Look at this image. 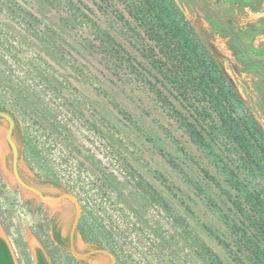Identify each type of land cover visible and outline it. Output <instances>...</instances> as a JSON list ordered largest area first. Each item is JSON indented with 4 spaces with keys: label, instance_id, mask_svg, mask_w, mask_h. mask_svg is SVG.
<instances>
[{
    "label": "rangeland",
    "instance_id": "rangeland-1",
    "mask_svg": "<svg viewBox=\"0 0 264 264\" xmlns=\"http://www.w3.org/2000/svg\"><path fill=\"white\" fill-rule=\"evenodd\" d=\"M73 1L89 15L91 22L108 29L122 43L135 58L134 64L138 68L142 69V64H147L143 48L152 42L142 30L136 33L119 17L122 14L129 18L122 2ZM175 1L264 128V114L258 106V77L242 59L245 53L249 59L264 61V0L254 1L241 12L237 11V4L233 7L226 2L208 0L207 9L225 20L229 31L226 36L211 34L210 24L200 6L187 0ZM25 10L40 20L37 31L51 29L56 37L54 45L57 46L65 43L63 38H66V34L61 30L69 17L68 0H0V36L14 46L12 52H8L7 45L3 49L8 61L4 67L11 66L16 80L36 91L42 106L53 114L51 121L60 124L58 132H55L50 126L36 123L38 115L34 111L25 109L23 105H13L9 93L1 89L0 104L6 100L21 127L16 131L15 142L21 149L18 163L24 175L31 177L35 173L59 184L80 200L86 215L91 218V214L97 213L107 224L111 222L116 232L128 228V264L200 263L194 259L188 237L180 235L182 226L174 222L171 214L158 203L144 206L139 217L127 210V217H124L119 211L123 205L112 194L111 200H106L104 205L110 208L112 218H108L99 208L101 201L91 189V182L100 176L101 170L113 172L124 184L126 192L135 189L140 180L152 184L168 198L173 213L184 219L189 230H197L227 264H239L235 257H239V250L234 235L221 218L220 211L208 202L209 196L234 217L236 209L221 187L205 176L202 168H207L222 187L233 194L235 191L225 182L215 163L181 127L169 105L160 101L148 81L151 79L155 82V79L149 74L139 75L130 67L122 69L118 75L112 74L101 53L90 48L73 52V61L83 70L80 77H76L77 73L65 65L66 49L62 54L58 48L57 58L53 60L41 49L36 37H31L30 46L21 44L23 28L27 23L23 13ZM80 21L73 30V36L86 44L96 42L95 27L87 18ZM250 24H255L254 28L250 29ZM24 56L44 71L48 82L34 72L26 75L20 62ZM261 71L264 72V64ZM171 99L179 109L189 114L178 99L173 96ZM8 126V121L0 119V142L3 141L0 159V236L10 244L17 264H37L36 249L39 246L50 258L57 254V263L52 258L54 264H64L69 254L45 246L46 234L36 228V219L24 203L30 194L17 188L11 174L12 152L6 138ZM27 136L33 139L45 160L42 167L26 152ZM190 179L202 184L206 192H199ZM131 204L139 207L136 203ZM161 228L166 235L174 236L177 242L173 258L161 254L159 240L152 233ZM83 248L79 241V249ZM110 260V256L96 255L84 264H108Z\"/></svg>",
    "mask_w": 264,
    "mask_h": 264
},
{
    "label": "trees",
    "instance_id": "trees-1",
    "mask_svg": "<svg viewBox=\"0 0 264 264\" xmlns=\"http://www.w3.org/2000/svg\"><path fill=\"white\" fill-rule=\"evenodd\" d=\"M50 1V0H43ZM128 12L129 18L124 19L129 28L139 33L142 30L152 42L143 48V55L147 64L138 68L134 59L108 29L102 28L85 13L73 0H68L69 17L65 19L61 30L66 34L65 43L55 46L56 37L49 29L38 30L40 21L33 13L24 11L27 23L23 28L24 34L21 44L31 45V37H36L41 44V49L51 59L56 60V50L60 48L62 54L66 49L65 65L69 70L79 74L83 73L81 67L75 63L73 52L84 49H93L101 53L107 68L112 74H120L122 69L130 67L139 75L149 74L154 79H148L160 101L169 105L173 115L191 140L215 163L217 170L225 182L235 191L221 186V183L207 168H202L206 177L213 179L217 185L228 195L236 209V217L225 212L209 196V203L220 211L221 218L234 235L239 250L236 259L239 264H264V128L256 115L244 101L234 85L224 74L211 52L207 49L196 29L184 14L175 0H119ZM193 5L200 6L210 24L211 34L217 33L226 36L229 34L225 20L214 16L208 9V0H187ZM235 7L237 11H244L246 7L258 0H218ZM118 13V10H114ZM22 12V10H20ZM87 18L92 27H95V41L86 44L77 40L73 30L77 22ZM81 22V21H80ZM255 24H250V29ZM254 30L252 31V33ZM5 45L8 52L14 50L11 42H6L0 36V92L4 89L13 99V105H23L25 109L32 110L38 115L36 123L50 126L58 132L59 123L51 121L53 114L43 107L36 91L29 85L18 82L11 66L4 67L8 61L3 49ZM65 45V46H63ZM54 47V50H53ZM63 49V50H62ZM64 51V52H63ZM250 71L257 79L259 90V108L264 114V72L261 71L264 61L249 59L246 54L242 56ZM26 75L37 73L44 81L43 70L38 69L33 60L23 57L20 60ZM8 65V64H7ZM173 96L187 109L189 114L179 109ZM11 99V100H12ZM0 109L13 114L6 100L0 104ZM18 130H21L18 119ZM26 149L37 162L39 167L45 164L37 145L30 136L25 137ZM178 166L173 159H170ZM199 192L205 193V188L199 182L190 179ZM137 187L126 192L124 184L113 172L101 170L100 176L91 182L94 196L100 199L99 208L104 210L108 218H112L109 206H104L106 200H111L115 194L123 205L120 213L127 217L125 211L132 212L137 217L141 215L144 206L158 203L166 212L171 214L174 222L182 226L180 235L190 240V247L196 263L200 264H227L218 253L202 238L197 230H189L184 219L173 213L168 198L159 193L156 188L145 180L138 181ZM133 202L139 205L133 206ZM99 208L95 207L96 211ZM86 215L83 208L80 228L85 238L100 247L110 249L115 257L116 264H128L129 229L114 230L111 222L97 213ZM185 223V226H184ZM111 225V226H110ZM203 226L212 231L209 226ZM159 240L161 254L173 258L176 254L177 242L174 236H168L163 229L152 232ZM119 238V240L117 238ZM186 239V240H187ZM0 262L1 264H17L13 250L8 241L0 236ZM38 264H49L42 250H38Z\"/></svg>",
    "mask_w": 264,
    "mask_h": 264
},
{
    "label": "flooded vegetation",
    "instance_id": "flooded-vegetation-1",
    "mask_svg": "<svg viewBox=\"0 0 264 264\" xmlns=\"http://www.w3.org/2000/svg\"><path fill=\"white\" fill-rule=\"evenodd\" d=\"M0 111H5V110L0 109ZM5 112L9 113L15 121V126L12 133V137L15 141V134L16 131L18 130V124L16 122V118L10 112L8 111ZM0 119H5L6 121H8L3 116H0ZM8 145L12 152L11 174L16 182L17 188L19 190H24L28 195L30 194V197H26L24 195V197H26L24 203L27 204V206L30 208V211L33 214V217L36 219L34 221L36 224V228H38L40 231L46 234L44 238L45 246L47 248H53L67 252L69 255H66L67 259L64 264H84L90 258H93L96 255L110 256L111 260L108 264H116L117 262L116 257L114 261L111 254L99 251V250H108L114 255V253L110 249L100 247L99 245L91 241H88L85 238L80 228L82 215L79 218L76 228L74 229V231H72L76 219V204L71 198L67 196H63L65 193H70L69 191L62 188L59 184L50 182V180H46L45 178H41V176L35 173H33L31 177H27L21 171L19 167V163H18V173L21 179L28 185L39 189L45 196H47L51 200L53 199L56 200L55 203L54 204L46 203L40 198V196L37 193L25 189L18 182V180L15 178L14 168H13V150L9 142ZM18 150L20 156V152H21L20 147H18ZM46 188L52 190L48 191ZM79 241H81L82 244L84 245L83 249H79ZM38 250H42L49 264H54V261L55 263L58 262L57 254L52 255V258L54 259V261H52V258H50L46 254L43 247L39 246L36 249L37 264H38Z\"/></svg>",
    "mask_w": 264,
    "mask_h": 264
},
{
    "label": "water",
    "instance_id": "water-1",
    "mask_svg": "<svg viewBox=\"0 0 264 264\" xmlns=\"http://www.w3.org/2000/svg\"><path fill=\"white\" fill-rule=\"evenodd\" d=\"M0 116L5 117L8 120V123H9V126L7 128V131H6V138H7V141L9 142V144L11 145L12 150H13V168H14L15 178L18 180V182L25 189H28V190H31V191L37 193L40 196V198L43 201H45L46 203L54 204L56 200H54V199L51 200L50 198L45 196L39 189H37V188H35L33 186H30L27 183H25L21 179V177L19 176V173H18L19 150H18V146H17L16 142L14 141V139L12 137L13 129H14V126H15V121H14L13 117L9 113H7L5 111H0ZM63 196H67V197L71 198L76 204V219H75V222H74V225H73V230H72V231H74V229L76 228L77 223L79 221V218L82 215V205H81L80 201L72 193H65ZM99 251L111 254L113 259H114V261H115V256L110 251H108V250H99ZM0 264H1V262H0Z\"/></svg>",
    "mask_w": 264,
    "mask_h": 264
},
{
    "label": "bare ground",
    "instance_id": "bare-ground-1",
    "mask_svg": "<svg viewBox=\"0 0 264 264\" xmlns=\"http://www.w3.org/2000/svg\"><path fill=\"white\" fill-rule=\"evenodd\" d=\"M3 141L2 142H0V159H1V157H2V153H3Z\"/></svg>",
    "mask_w": 264,
    "mask_h": 264
}]
</instances>
